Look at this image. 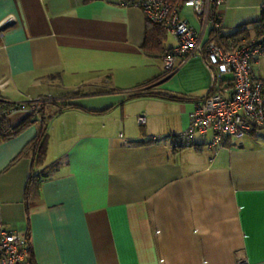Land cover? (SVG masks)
I'll return each mask as SVG.
<instances>
[{"label": "crops", "instance_id": "obj_1", "mask_svg": "<svg viewBox=\"0 0 264 264\" xmlns=\"http://www.w3.org/2000/svg\"><path fill=\"white\" fill-rule=\"evenodd\" d=\"M262 12L264 0H223L203 18L184 4L180 17L204 43L216 23L255 36ZM145 24L121 0H0V97L54 100L40 163L26 147L40 120L0 142V227L29 235L33 264H264V129L173 149L210 73L194 54L164 76L141 48ZM252 69L264 80V54Z\"/></svg>", "mask_w": 264, "mask_h": 264}, {"label": "built area", "instance_id": "obj_2", "mask_svg": "<svg viewBox=\"0 0 264 264\" xmlns=\"http://www.w3.org/2000/svg\"><path fill=\"white\" fill-rule=\"evenodd\" d=\"M223 0H121L134 5L146 20L161 24L175 44L162 57L164 70H173L176 59L194 54L204 57L210 73V86L201 99L193 103L186 127L168 136L173 149L195 146L196 134H210L208 146L220 147L227 137L241 138L249 130L264 129V80L253 73L252 65L264 54V32L242 44L228 47L221 39L201 42L199 32L180 17L182 5L203 18L210 5ZM219 26L218 23H216ZM231 84V86H230ZM52 98L38 96L25 101H8L0 97V117L14 113L37 114ZM144 114L136 117L145 123ZM153 140L157 137H152ZM30 240L27 233L0 227V264H30Z\"/></svg>", "mask_w": 264, "mask_h": 264}, {"label": "trees", "instance_id": "obj_3", "mask_svg": "<svg viewBox=\"0 0 264 264\" xmlns=\"http://www.w3.org/2000/svg\"><path fill=\"white\" fill-rule=\"evenodd\" d=\"M213 6L215 7V4ZM213 19L214 21L219 22V20L217 19V17H215V15ZM255 28H256L255 35L264 32V12H262L260 20L258 21ZM166 35L167 32L165 31V29L162 27L161 24L153 23L146 20V24L144 27L143 43L141 46L142 50L146 54L154 55L162 58L171 49L165 46ZM211 39H216V40L222 39L228 47H235L248 40L249 35L246 32V30L242 27L235 29L234 31L230 32V34H224L223 32L220 31V28H218V26L215 24L207 40H211ZM173 70L172 71L164 70L163 75L168 76L173 72ZM160 77H156L153 80L158 79ZM138 95H161L165 97H170L172 99H184L183 96L155 93L151 90H145L144 92H139ZM50 103H54V100L51 101ZM58 106H60L61 109L70 105L66 104L65 102H61L58 104ZM44 107L45 105L41 107V109L37 114L35 113L26 114L25 118L16 125H11L7 121V118L0 117V142L17 134L28 122L40 120L41 122L40 130L29 141L28 145L26 146L28 147L29 151L32 154V162L34 165L40 163L43 160L46 152L47 132H46V119L44 117ZM44 172L46 171L45 170L42 171V176H46ZM39 181H40L39 178L34 183L30 182L29 180L27 181L25 186L26 197L32 194L34 195L38 194ZM29 263L33 264L31 260V255L29 257Z\"/></svg>", "mask_w": 264, "mask_h": 264}]
</instances>
